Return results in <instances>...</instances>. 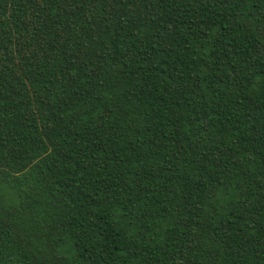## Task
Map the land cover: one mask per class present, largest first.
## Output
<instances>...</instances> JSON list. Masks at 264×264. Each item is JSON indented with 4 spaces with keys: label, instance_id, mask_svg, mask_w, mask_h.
Segmentation results:
<instances>
[{
    "label": "trees",
    "instance_id": "16d2710c",
    "mask_svg": "<svg viewBox=\"0 0 264 264\" xmlns=\"http://www.w3.org/2000/svg\"><path fill=\"white\" fill-rule=\"evenodd\" d=\"M0 264H264V0H0Z\"/></svg>",
    "mask_w": 264,
    "mask_h": 264
}]
</instances>
